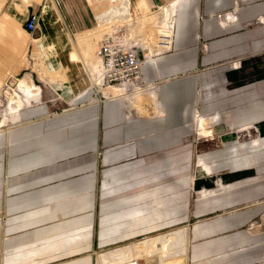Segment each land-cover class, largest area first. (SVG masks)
I'll list each match as a JSON object with an SVG mask.
<instances>
[{
    "label": "crops",
    "instance_id": "1",
    "mask_svg": "<svg viewBox=\"0 0 264 264\" xmlns=\"http://www.w3.org/2000/svg\"><path fill=\"white\" fill-rule=\"evenodd\" d=\"M61 1L68 37L98 28L89 0ZM240 1L221 20L234 0L177 1L170 51L145 63L144 89L68 94L76 105L53 112L32 77L20 80L26 103L0 129V264H102L125 248L130 259L177 230L183 264H264V0ZM59 3L0 0V38L33 13L44 27ZM198 116L220 146L198 151Z\"/></svg>",
    "mask_w": 264,
    "mask_h": 264
},
{
    "label": "rangeland",
    "instance_id": "2",
    "mask_svg": "<svg viewBox=\"0 0 264 264\" xmlns=\"http://www.w3.org/2000/svg\"><path fill=\"white\" fill-rule=\"evenodd\" d=\"M89 1L96 8L94 10L98 14V24L93 22V26L98 28L92 32L80 33L76 39L66 35L63 31V22H57V16L66 14V5L61 0L59 5L54 6L55 13L49 12V16L47 14L44 27L42 25L35 34L26 30H14L11 27L15 31V38L9 35L0 38V129L12 125L10 110L20 109L26 103L23 95L17 90V84L24 76L33 78L38 85L39 94H42L44 104H48L53 112L63 111L76 105L75 101H67L68 94H78L83 91L94 95L106 91L108 85L102 82L103 72L96 53L100 41L107 36L112 35L125 47L137 51L143 62V68L147 61L154 59L158 54L170 51L169 45L175 23V16L172 17V15L175 3L179 0ZM244 5L245 3H241L240 0H234L232 9L217 13V19L239 11ZM260 18L254 21L256 25H260ZM49 31H52L55 36L54 43L51 42L45 46L51 45L54 48L51 51L47 48L43 49L44 41L41 40L38 47L41 53L36 52L34 41L47 35ZM64 49H70L72 53H63ZM239 62L241 60L234 59L229 61V64L233 67ZM5 65H12L15 69L4 71L2 68ZM16 68H21L23 71L16 75ZM55 75H58L56 81H50ZM196 125L205 131L193 135V140H196L200 146L199 152L202 150L204 141H211L215 146L221 145L223 136L221 133L206 132L215 129L212 121L198 117ZM207 128L209 129L206 130ZM235 130L232 131L237 135L236 138L240 137L244 140L243 134H245V140H253L248 133L239 134L237 132L239 129ZM179 251L182 252L179 245H169L158 252L143 251L133 259L151 258H147V264H183L182 259L178 261Z\"/></svg>",
    "mask_w": 264,
    "mask_h": 264
},
{
    "label": "built area",
    "instance_id": "3",
    "mask_svg": "<svg viewBox=\"0 0 264 264\" xmlns=\"http://www.w3.org/2000/svg\"><path fill=\"white\" fill-rule=\"evenodd\" d=\"M230 14L220 16L219 19H229ZM41 13H33L26 22V31L35 34L40 29ZM97 56L103 65V84L112 90L144 89L143 62L137 51L122 45L113 36H107L100 44ZM200 117V116H198ZM201 118V117H200ZM206 120V118H205ZM212 131V130H211ZM241 132V131H238ZM254 140V139H253ZM102 264H147L141 258L121 260L118 256L109 257Z\"/></svg>",
    "mask_w": 264,
    "mask_h": 264
},
{
    "label": "bare ground",
    "instance_id": "4",
    "mask_svg": "<svg viewBox=\"0 0 264 264\" xmlns=\"http://www.w3.org/2000/svg\"><path fill=\"white\" fill-rule=\"evenodd\" d=\"M110 36H112V35H110ZM101 42H100V44H101ZM100 44H99V46H100ZM98 49H99V47H98ZM98 49H97V51H98ZM97 58L101 64V69L103 72L102 61L98 56H97ZM103 75H104V73H103ZM183 235H184V232H182V230H177V231L172 232V233L167 234V235H161L157 238L148 239V240L144 241L143 244L136 245L134 247L135 256L139 255L143 251L144 252L150 251V250H152V251L155 250L157 252L162 251L163 249L167 248L169 245H176L177 244L182 248V252L179 251V253H177V257H180L178 259V261H179L180 259H183V255H185V249L183 247L184 243H183V239H182ZM128 251H129V249L125 248V249H122L121 251L115 253V255L119 256L120 258H122V257L125 258L128 255ZM124 261H126V260H124Z\"/></svg>",
    "mask_w": 264,
    "mask_h": 264
}]
</instances>
